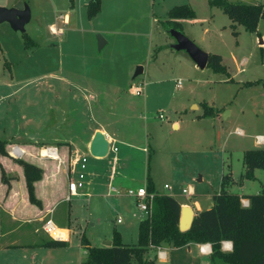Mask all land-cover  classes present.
I'll return each mask as SVG.
<instances>
[{
	"label": "rangeland",
	"instance_id": "obj_1",
	"mask_svg": "<svg viewBox=\"0 0 264 264\" xmlns=\"http://www.w3.org/2000/svg\"><path fill=\"white\" fill-rule=\"evenodd\" d=\"M90 1L0 0V6L8 9L21 2L28 12L22 27H13L9 20L0 23V139L8 141L11 150L12 145L26 141H49L55 132L63 137L70 130L77 133L79 124L87 128L89 120L65 114L75 113L76 98L88 109L94 103L88 95L93 94L106 108L112 105L114 109L113 115L105 113L102 118L110 120L124 137H141V144L146 142L153 154L149 160L147 152L129 149L134 162H128L129 177L117 188L119 195L107 196L108 189H101L90 203L85 197L72 196L70 223L65 224L70 231L68 245L37 248L41 261L34 260L35 252L26 251L33 259L24 264H81L88 258L82 237L92 246H102L115 230L120 231L123 243L137 244L139 223L147 213L127 192L146 185L148 170L163 191L182 201L198 200L204 207L221 189L224 178H228L226 189L244 198L259 193L264 182L263 169L256 170L255 179L243 175L245 151L264 146L256 140L264 135V20L260 35L238 25L235 36L232 21L222 9L209 0H193L197 23L187 22L193 34L184 33L204 51L223 56L230 74L219 73L211 67H194L185 50L172 47L176 39L165 21L169 10L186 0H102V10L92 18L88 16ZM101 37L107 43L102 48ZM139 66L144 72L135 76ZM60 73L76 86L47 78ZM12 78L19 85H9ZM51 83L53 88H48ZM131 83H146V88L134 96ZM59 84H65L66 90L60 91ZM204 101L219 116H198L205 111ZM43 147L37 158L42 157ZM114 156L109 152L107 159ZM190 186L195 194L188 198L184 189ZM80 190L86 192V186ZM162 248L169 256L157 258V264H212L199 246L193 247L191 261L186 249ZM146 257H157V249L152 248Z\"/></svg>",
	"mask_w": 264,
	"mask_h": 264
},
{
	"label": "crops",
	"instance_id": "obj_2",
	"mask_svg": "<svg viewBox=\"0 0 264 264\" xmlns=\"http://www.w3.org/2000/svg\"><path fill=\"white\" fill-rule=\"evenodd\" d=\"M185 2L187 3H180L177 5L189 4L196 11L193 0H186ZM213 7L219 9V7L216 6ZM66 17L67 19L65 20L66 22H68V16ZM180 22L182 23L183 32H186V30H188L191 31L192 33L191 27L188 25L187 22L191 24H195L197 23V19L196 18L182 19L180 20ZM186 23L187 26L189 27H186ZM257 34L260 35V32L258 31ZM223 63H224V58H223ZM194 67H198L196 63ZM227 70L228 73L230 74L228 66H227ZM48 77L50 79H54L52 81L59 80L64 83L66 82L65 84L68 85L69 84L72 85L73 83V82H69V80H67L66 76L63 73H60L59 75L49 74L47 78ZM8 81H9L8 82L9 85L11 86H15L18 84V80L16 81L15 78L9 79ZM65 84L64 85L59 84L60 91H63L64 89L66 90ZM73 85L75 84L73 83ZM133 85L136 84L131 83L129 90ZM53 86L54 84L51 83L48 88H53ZM145 88H146V83H144V90ZM20 89L21 87L17 88L16 91H19ZM83 90L85 91L86 88H83ZM48 93L49 96L50 93L53 95L52 91H49ZM130 94L134 96H138L136 94H132L131 91ZM88 97L90 98L89 99L90 101L92 100L94 101V103H92L93 108L91 107L92 104L91 105L89 104L90 107L88 109L85 108L83 104L82 105L80 104L81 100L78 101L79 99L76 98L75 99L76 105L74 108H72L73 109L72 112L74 111L75 113L65 114V115H70L69 116L70 118H73L74 114H76L78 116L77 120L80 119L83 120L84 118L89 120L88 123L86 124L87 128L86 127L84 128L83 125L81 126L78 123L79 124L78 126L79 131H77L78 134L75 133L74 130L73 131L70 130V133L63 137L62 135H60V132H55L54 135L48 137L49 141H45V140L42 141L39 139L37 140L35 139V141L32 140L30 142L26 141L24 142V144L18 143L12 145V146H18L24 150V154L21 157L22 159H25L43 169L42 179L35 183V193L37 198L41 200L42 206H37L36 204L30 202L26 177L24 174V168L20 163L17 162L16 160L17 158L15 159V157L11 155L10 150L8 148L10 147L9 143L7 145V148L9 150V156L0 155V257L2 256L4 257L3 260H0V264H21V263L24 264L25 260L33 259L30 252L32 253L35 252L36 257L34 260L41 261L42 258L40 256L37 258L36 249L49 248L45 244L46 242H49L52 239V237H50L49 234L45 232V230L43 229V224L44 221L50 217L54 220V222L59 228L64 229L68 234V239L66 240L67 242L66 246L68 245L70 231L67 230L68 228L66 227L65 224H67V222L70 223L71 204H70V200L68 201L66 200V198L69 195V180L78 177V173L81 171V169H79L81 168L80 165H78L75 170H73V166H71V160H73L77 155L86 156L88 158L87 166L85 169L86 170L85 186L87 190L86 192H82L83 194L80 195V197H85V201H87L88 203L92 202V198H94L95 196L99 197L96 191L101 189H108L107 196L120 194L119 191L116 193H111L110 185L119 188L120 186L124 185L123 180L129 177L126 174L127 165L128 162H134V159L131 158L130 156V154L132 153L130 150L142 151L145 154L147 152L148 157L152 156L153 154L152 149L150 147L149 148L146 147V142L144 145L141 144L142 142L140 141L141 137L140 139L139 136L137 135L134 137L132 135V132H130L132 135V136L130 135L131 137L128 136L124 137L121 134V131L119 132L118 130L115 129V127H113V125L110 123V120H106L105 118H102L103 114L105 113H109L112 115L114 114L113 111L114 109L112 105L111 106L109 105V107L106 108L104 101H102L101 99L97 100L98 99L97 96L93 94H89ZM204 102L207 103L208 106L214 109V114H218L219 116V111L216 110L214 106L210 104V102L208 101H204ZM198 108L199 105H197V109L194 110H198ZM52 110H54V108H52ZM198 116H203V113L199 114ZM227 117L228 116H226V118H224L222 121H225ZM75 123H77V121ZM223 124L226 127L229 126V122H223ZM174 126L177 127L178 126L177 123H174ZM97 131H102L109 140L110 142L109 152L115 154L113 160L107 159L108 155L106 157L100 158V157H95L91 154L90 152L91 142ZM119 143L121 144V148H118ZM43 146L44 147L57 146L60 152V159L48 160L47 158H43V157L37 158L35 155L38 153V151H40L41 149L40 147ZM113 147H117L118 151L114 152L112 149ZM89 154H91L93 158H89L88 157ZM144 163L146 165V161H144ZM3 170L5 171V176H6L5 181L3 180V175H2ZM148 174H150L149 170L147 171V176ZM147 176L145 179V184H147ZM153 181L157 192H159L160 194H168L173 196L181 203L182 206L188 205L189 207H191L195 212V214L205 209H209L211 206H213V199L210 201V203H208L207 207H204L201 204V202L198 200H195L194 202H192L190 199H189L190 201H182L178 199L177 196H175L174 194H169L168 192L163 191L160 185L157 183V181L155 180ZM190 187L193 188V186ZM165 188L169 189L170 185ZM91 193L93 194V196ZM185 196L191 198V196H188L186 194ZM113 236L114 233L110 238V240H113ZM199 245L200 244L198 243H189L188 245L180 248L169 245L168 246L170 247L171 250L176 249L181 251L183 249H186L188 252L186 254L187 255L186 258L191 261V258H193V254H192L193 247L195 248ZM66 246H61V247H66ZM26 251H30V252L27 253ZM15 255H21L22 258H17V260H15L14 259ZM9 256H13V257L11 258ZM27 256L29 257L26 259ZM8 258H11V260Z\"/></svg>",
	"mask_w": 264,
	"mask_h": 264
},
{
	"label": "trees",
	"instance_id": "obj_3",
	"mask_svg": "<svg viewBox=\"0 0 264 264\" xmlns=\"http://www.w3.org/2000/svg\"><path fill=\"white\" fill-rule=\"evenodd\" d=\"M212 6L219 7L232 21L230 27L235 36L239 35L238 25L246 30L258 33V26L264 20V3L251 4L231 2L229 0H209ZM102 10V0H91L88 4V16L94 17ZM165 21L167 28L183 31L182 19H195L196 11L189 4L176 5L168 12ZM25 35H27L25 33ZM207 67L215 72L228 73L221 54L210 53ZM203 116L213 115L214 110L204 103ZM8 142L0 139V155L9 156ZM151 156L149 157V160ZM24 168L29 200L37 206H42L35 193V183L42 179L43 169L25 159L17 158ZM245 166L244 177L255 179L256 169L264 170V146L245 151L243 156ZM6 180L5 171L2 172ZM228 178H224L221 189L213 196V206L196 214L192 227L187 231L179 228L181 203L171 195L160 194L155 188L150 174L147 176V189L155 194L150 206V213L142 219L138 230V243L124 244L120 232L115 231L111 246H91L83 236L82 244L88 250V258L81 264H157V257L147 258L152 248L165 245L177 248L189 243L212 244L210 254L212 264H264V182L257 194L249 195L250 205L243 206L238 194L226 189ZM233 242L232 251L222 249V241ZM66 240L51 239L46 242L48 247L66 246Z\"/></svg>",
	"mask_w": 264,
	"mask_h": 264
},
{
	"label": "built area",
	"instance_id": "obj_4",
	"mask_svg": "<svg viewBox=\"0 0 264 264\" xmlns=\"http://www.w3.org/2000/svg\"><path fill=\"white\" fill-rule=\"evenodd\" d=\"M132 94L139 95L142 92H144V84H137L131 86L130 89ZM160 118L164 119L165 116L164 114H160ZM238 132L241 133V130H238ZM257 143L260 145L264 144V135H258L257 138ZM114 152L118 151L117 147L112 148ZM10 153L13 157L15 158H21L24 154V150L21 149L18 146H12ZM42 157L47 158V159H53V160H59L60 159V152L59 148L57 146H45L43 151H42ZM87 161L88 158L86 156H76L73 160H71V166H73V170L77 168L78 165L81 166L82 169H86L87 166ZM81 171L78 173V180L71 179L69 182V195L67 196L66 200H71L72 196H80L83 193L81 192L80 189H83L86 185V172ZM72 170V171H73ZM110 192L111 193H116L118 192V189L110 185ZM128 195L133 197L137 201V205L139 208L147 213V215L150 213V206L153 202L155 194L153 192H149L147 189V186H140L139 188H131L128 190ZM184 193L188 196H193L194 195V190L192 187H189L187 189H184ZM242 204L245 207H248L250 205V200L247 198H242ZM122 219L119 218V221ZM43 229L47 234H49L50 237L56 240H67L68 239V234L64 229L59 228L54 220L50 217L45 221V224L43 226ZM157 258L160 259H166L168 256V252L166 249L160 247H157ZM222 249L224 251H232L233 250V242L230 240H224L222 241ZM212 244L211 243H205V244H200L199 245V252L204 255H210L212 253Z\"/></svg>",
	"mask_w": 264,
	"mask_h": 264
},
{
	"label": "water",
	"instance_id": "obj_5",
	"mask_svg": "<svg viewBox=\"0 0 264 264\" xmlns=\"http://www.w3.org/2000/svg\"><path fill=\"white\" fill-rule=\"evenodd\" d=\"M28 12L25 9L23 3L19 2L13 8L8 9L6 7L0 6V23L4 20H9L13 27L18 28L28 20ZM170 34L176 39L172 47L177 50H185L190 57L194 60L200 69H205L210 60V53L204 51L200 48L191 38H189L183 31L171 28ZM106 42L102 39L100 40V48L104 46ZM144 72V68L139 66L135 72V76H139ZM228 111L225 113L224 118H226ZM110 150V142L106 135L102 131H97L93 137L90 146V152L95 157H106ZM212 207V206H211ZM210 207V208H211ZM196 214L191 207L188 205L182 206L181 216L179 222V228L181 231H187L192 227ZM113 244L112 240H106L104 242L105 246H111Z\"/></svg>",
	"mask_w": 264,
	"mask_h": 264
}]
</instances>
